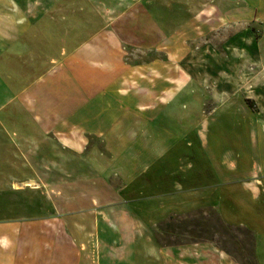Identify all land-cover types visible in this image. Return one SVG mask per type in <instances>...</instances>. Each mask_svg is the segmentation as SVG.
<instances>
[{"label": "crops", "instance_id": "crops-1", "mask_svg": "<svg viewBox=\"0 0 264 264\" xmlns=\"http://www.w3.org/2000/svg\"><path fill=\"white\" fill-rule=\"evenodd\" d=\"M162 1L163 11L155 7L156 0H147L146 12L150 19L148 29L174 30L163 46L187 45L190 33L196 34L195 41L206 43L208 32L216 30L224 35L220 42L229 46L237 39V50L243 51L245 39L240 32L234 34L235 26L246 32L249 41L250 25L264 23V0H218L215 4L211 0L204 7L202 1L196 0ZM132 3V0H0V77H8L20 86L16 97H10L12 89L2 84L0 94L5 97L0 111H5L17 98L18 112L29 115L32 119L28 121L34 126L32 132L14 124L21 122L19 118L0 119V264H98V258L99 264H106L104 261L108 259L117 264V258L111 257L115 253L108 252V257L106 245L109 240L113 245L114 239L121 238L127 239L125 242L131 246L132 239L138 237L133 232V223L139 219L132 213H122L118 208L127 204L107 199L97 182L94 187L100 192L91 203L110 207L109 213L100 212L99 216L109 225L111 233H56L65 227L61 219L54 222L41 219L40 226L15 221L6 214L10 193L5 190L21 192L27 185L24 181L9 187L11 157L22 159L19 172L29 165L35 174L49 173L43 170L42 160L51 157L67 169V174L82 173L77 178L69 176L72 183L66 185L72 189L77 181L90 184L94 180L85 176L84 166L78 164L80 157L93 175L107 180L110 173L106 155L112 152V157H116L124 139L136 142L131 154V176L126 182L140 191L133 199L141 194L146 205L154 207L147 211V217L184 214L194 208L212 206L228 224L254 234L258 264H264V162L262 173L240 168V164L204 175L201 169L188 173L173 167L184 156L174 155L172 145L166 144L167 135L173 133L158 121L173 104L187 98V72L182 57L173 63L177 58L171 49L168 61H153L142 68L124 64L121 34L137 25L129 21L123 26L117 16ZM167 11L183 18L171 23ZM70 13L84 14L83 20L77 24L67 22ZM161 13L164 21L157 23L156 15ZM44 18L48 21L36 28ZM55 30L63 37H59L58 43L47 42L46 50L40 53L39 46H35L36 35H53ZM9 33L15 34L14 41L4 40ZM215 39L210 40L213 46L220 40ZM12 124L15 129L9 128ZM129 125L135 130L129 137L122 135ZM144 129L151 138L144 136ZM260 135L258 146L264 148V134ZM140 141L147 145L140 146ZM14 149L18 152L14 153ZM144 159L146 172L139 171L136 165ZM123 167L119 166L121 171L115 172L128 174ZM101 181L105 188L107 181ZM34 183L33 194L38 193L36 189L46 187L41 178ZM144 189L147 193L142 195ZM192 191H199L197 197ZM20 197L14 194L17 205L22 203ZM53 223L57 227L52 228ZM132 248L134 253L136 246Z\"/></svg>", "mask_w": 264, "mask_h": 264}, {"label": "rangeland", "instance_id": "rangeland-1", "mask_svg": "<svg viewBox=\"0 0 264 264\" xmlns=\"http://www.w3.org/2000/svg\"><path fill=\"white\" fill-rule=\"evenodd\" d=\"M132 1V6H129V3V5L125 4L126 12L117 16V21L122 22L123 26L129 21H135L137 25L133 30L122 31L124 64L128 67L142 68L153 61H168V49H171L177 58L173 63L178 62L182 57L183 66L187 72V98L183 102L178 101L175 105L173 104L171 110L165 112L166 116L158 121L162 124L161 126H166L167 130L173 133L171 136L167 135L166 144L172 145L174 155L184 156L177 160L173 167L184 169L188 173L201 169L204 175L214 172L217 168L227 170L232 164H240V168L262 173L264 148L258 144L260 133L264 134L262 129L264 125V23L250 25L249 41L246 32L243 33L235 26L234 34L237 35L240 32L241 37L245 39L243 51L237 50L239 46L237 39L229 43V46L224 41L220 42L224 35L221 34L222 31L216 30L208 32L209 38L206 43L195 41L196 34L190 33L187 45L169 47L163 46V42L174 34V30L148 29L150 19L146 12L147 0ZM201 1L203 7L211 2V0H196L198 3ZM217 1L214 0V4ZM156 2L158 3L155 7L163 11V1L156 0ZM166 13L171 23L183 18L182 15L168 11ZM188 14H191L190 11ZM83 16L84 14L79 13L71 14L67 22L80 23ZM163 18L161 13L156 15L155 20L161 23L164 21ZM47 21V18L42 19L36 28H40L39 26ZM50 34L36 35L35 46H39L37 49L40 53L46 50L44 46L47 42L58 43L59 37L62 36L56 30L53 31V35ZM15 37V34L9 33L4 40L14 41ZM216 37L220 40L218 44L214 42L213 46L210 40L214 38L215 41ZM14 69L16 68L13 67ZM144 74L147 76L146 73ZM2 84L12 89L10 97H16L20 90L19 84L10 81L8 77H0V89ZM4 97L5 95L1 93L0 104L3 103ZM17 105L16 98L5 111H0V119L19 118L21 124H14L32 131L34 126L28 121L32 118L27 114H20L16 108ZM9 128L15 129L13 124ZM128 128L122 132V135L131 134L134 128L130 125ZM0 130L2 131V126ZM146 132L144 129V136L150 137ZM141 141L139 145L145 147L147 143ZM134 144L136 142L131 139H124L117 148L116 157H112L114 156L112 152L107 153L106 165L110 174H107V180L104 176L100 178L107 181L105 188L104 182L87 168L83 157L78 158V164L84 166L85 176H92L94 182L91 181L88 184L77 181L73 183L74 189L70 187L71 185H66L72 183L69 176L77 178L82 176V173L67 174V169L60 167L58 161L53 158L44 157L43 170L49 173L39 175L35 174L34 168L29 165L25 170L21 168L19 172L18 166L22 159L11 157L9 187L14 183L21 185L24 181L27 185L21 192L5 190L10 193L6 214L15 221L35 226L43 224L41 219L52 222L55 219H61L65 227L60 232L57 230L56 233H111L109 225L99 216L100 212L109 213L110 207L91 203L93 196L99 195L98 187H100L101 192L104 189L107 194V199L127 204L118 208L122 209V213H132L136 219H139L133 223L135 228L133 232L138 237L132 239L131 246L125 242L127 239L121 238L114 239L113 245L109 240L106 245L108 257H110L108 252L115 253L111 254L113 255L111 257L117 258V264H258L254 234L245 228L228 224L212 206L194 208L184 214L161 213L156 218L147 217V211L154 207H148L146 199L141 198V194L133 199L132 196L140 191L136 185L133 187L126 182L131 176L129 170L133 160L131 154ZM13 151L18 152L15 149ZM1 162L2 159H0ZM121 165L125 166L122 169L128 174H118L121 171L119 169ZM136 165L139 171L146 172V159ZM39 178L46 187L44 186L42 190L36 189L38 193L33 194L34 181ZM8 182L5 181V186H8ZM94 184L98 187H94ZM146 191L147 189H144L141 193H147ZM192 192L197 197L199 191ZM14 194L21 195V205L13 201ZM132 202H141L143 205L131 206ZM52 226V228L57 227L55 223ZM132 245L136 246L134 253ZM102 260L104 259H101V263ZM96 262L100 263L99 258ZM105 262L116 264L109 259Z\"/></svg>", "mask_w": 264, "mask_h": 264}, {"label": "bare ground", "instance_id": "bare-ground-1", "mask_svg": "<svg viewBox=\"0 0 264 264\" xmlns=\"http://www.w3.org/2000/svg\"><path fill=\"white\" fill-rule=\"evenodd\" d=\"M226 109V108H225ZM226 112V111H225Z\"/></svg>", "mask_w": 264, "mask_h": 264}]
</instances>
